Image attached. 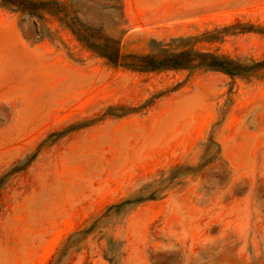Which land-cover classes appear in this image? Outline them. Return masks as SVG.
Instances as JSON below:
<instances>
[{
  "label": "rangeland",
  "instance_id": "374dc122",
  "mask_svg": "<svg viewBox=\"0 0 264 264\" xmlns=\"http://www.w3.org/2000/svg\"><path fill=\"white\" fill-rule=\"evenodd\" d=\"M71 3L125 32L123 56L166 45L264 62V0ZM141 189L151 199L110 211ZM54 257L264 264V67L129 71L0 0V264Z\"/></svg>",
  "mask_w": 264,
  "mask_h": 264
},
{
  "label": "trees",
  "instance_id": "16d2710c",
  "mask_svg": "<svg viewBox=\"0 0 264 264\" xmlns=\"http://www.w3.org/2000/svg\"><path fill=\"white\" fill-rule=\"evenodd\" d=\"M4 6L15 9L22 13H28L36 16L41 21L45 20V16L57 18L61 24L69 30L76 40L85 49L92 54L108 62L114 67H121L129 71L140 73L169 72V71H214L221 72L229 76H239L264 67V62H253L251 65L242 62L239 59L219 56L213 53L201 52L193 47L183 46L177 50L168 49L166 45H159V48L152 50L149 54L138 57L134 55L123 56L121 53V43L125 32H121L119 37H113L106 34L103 25H90L83 21L79 16V11L73 9L71 0H2ZM121 2V0H119ZM123 23L125 18H121ZM120 24H115L118 28ZM42 37L51 39V33L48 29ZM181 41H184L181 39ZM180 169L173 170L177 172ZM176 177V176H175ZM140 190V195L134 199H128L114 208L138 205L145 202L151 197L144 198ZM86 231H78L68 238L64 250L68 242L75 236H80ZM61 252V251H60ZM62 252L60 253L62 256ZM59 254V253H58ZM64 255V254H63ZM62 258V257H61ZM57 260V259H56ZM49 264H60V257L57 261L52 260Z\"/></svg>",
  "mask_w": 264,
  "mask_h": 264
}]
</instances>
